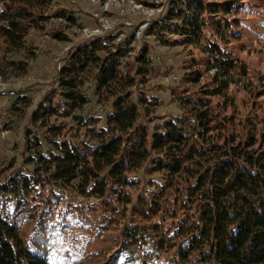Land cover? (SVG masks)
Wrapping results in <instances>:
<instances>
[{
	"label": "trees",
	"instance_id": "trees-1",
	"mask_svg": "<svg viewBox=\"0 0 264 264\" xmlns=\"http://www.w3.org/2000/svg\"><path fill=\"white\" fill-rule=\"evenodd\" d=\"M54 3L0 0V73L5 64L26 70L8 56L53 17L76 22ZM242 3L173 0L167 18L177 20L174 43L190 46L194 85L173 87L181 112L161 121L157 100L141 88L134 96L152 63L147 46L134 56L128 41L102 35L67 53L30 117L47 126L51 148L35 135L25 143L39 161L32 170L0 162V264H53L41 239L68 220L89 236L80 250L107 246L110 258L98 264H140L143 252L154 264H264V108L249 102L245 111L229 93L248 73L233 14ZM85 89L109 108L106 125L76 112L91 100ZM52 116L73 117L95 142L47 125Z\"/></svg>",
	"mask_w": 264,
	"mask_h": 264
},
{
	"label": "rangeland",
	"instance_id": "rangeland-1",
	"mask_svg": "<svg viewBox=\"0 0 264 264\" xmlns=\"http://www.w3.org/2000/svg\"><path fill=\"white\" fill-rule=\"evenodd\" d=\"M146 1L158 6H146L137 0H55V8L72 11L77 18L76 22L53 17L44 31H33L30 34L22 51L8 56V60L24 62L26 70L5 64L4 72L0 73V162L3 166L9 164L13 169L21 168L25 172L32 170L39 161L30 159L32 154L26 149L25 143L26 139L33 143L35 135L43 141V151L51 148L44 138L49 135V129L39 122L32 123L31 113L49 84L57 77L67 53L94 36L114 35L116 38L113 42L126 40L132 48L129 53L134 56L140 48L147 46L152 63L144 75L145 81L134 88V96L137 97L141 88L149 97L157 100L154 109L157 117L154 122L181 112V103L172 89H187L194 85L189 81L187 73L192 67L189 66L192 56L190 46L174 43L178 35L169 23H176L177 20L167 18L173 0ZM233 14L239 24L240 58L247 60L249 66L247 75L238 77L240 80L231 85L229 93L245 111L249 102H258L257 106L263 109L264 0H243L242 6ZM155 23H162V26L158 29ZM53 30L61 31L68 40L54 38ZM212 72L213 70L209 71L207 75ZM85 91L91 100L76 112L84 116H100L101 124L106 125L109 108L98 102L93 90ZM48 124L62 126L64 131L67 130V135L76 134L78 138L95 142L88 129L73 117L52 116ZM258 127L264 128V122ZM78 226L79 224L68 220L58 226L56 235L42 237L43 252L51 263L57 264L58 260H62L63 264H98L110 258L107 246L102 250L99 242L87 243L80 250V243L86 242L89 236L81 228L78 229ZM91 250H99L104 254L98 257ZM81 251L84 253L81 254ZM151 260L143 252L138 263L154 264ZM111 264L131 263L125 262L122 257L113 259Z\"/></svg>",
	"mask_w": 264,
	"mask_h": 264
},
{
	"label": "built area",
	"instance_id": "built-area-1",
	"mask_svg": "<svg viewBox=\"0 0 264 264\" xmlns=\"http://www.w3.org/2000/svg\"><path fill=\"white\" fill-rule=\"evenodd\" d=\"M0 81H1V77H0Z\"/></svg>",
	"mask_w": 264,
	"mask_h": 264
}]
</instances>
